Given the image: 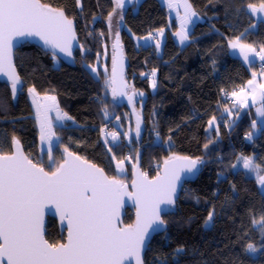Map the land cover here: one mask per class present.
<instances>
[{
  "label": "trees",
  "instance_id": "16d2710c",
  "mask_svg": "<svg viewBox=\"0 0 264 264\" xmlns=\"http://www.w3.org/2000/svg\"><path fill=\"white\" fill-rule=\"evenodd\" d=\"M189 1L203 21L193 26L190 41L183 46L169 31L162 54L155 43L138 45L134 35L169 29L166 7L160 0H142L126 12L118 47L121 53L116 51V57L122 62L124 80L129 85L124 91L137 93L129 102L127 96L119 95L117 100L111 89L105 91L103 81L110 74L99 67L103 60L109 69L112 67L114 52L107 16L114 7L113 0H82V7L76 0H41L53 8H63L69 18H74L85 52L76 51L75 62L67 65L29 42L16 50L24 89L15 98L8 83L0 79V147L10 154L15 137L29 159L51 170L47 154L40 156V131L28 95V89L34 87L40 95L55 96L59 108L72 117L71 122L54 126L57 144L52 151L57 164L62 163L67 148L110 176L128 182L137 154L141 168L152 177L172 154L200 158V174L186 183L176 207L164 215L166 231L152 239L145 264H157L158 260L165 264H264L262 234L252 225V215L258 219L264 214V195L255 176L236 159L239 155L251 156L264 173V129L249 139L252 108L224 98L225 92L231 94L245 86L252 72L260 74L257 61L248 66L229 47L236 36L254 46L264 44V20L253 26L256 19L247 9L249 3L259 4L260 0ZM137 7L138 12L134 10ZM152 79L157 85L154 90ZM104 106L107 117L101 111ZM227 106L234 111L233 120L224 112ZM133 110L140 121L139 137L135 135ZM213 116L219 123L218 132L208 125ZM127 121L133 126L130 142H104L101 132L108 122L112 126L107 129L115 130ZM129 156L131 160L126 159ZM116 159L127 160V175H117ZM209 212H213V221L207 226ZM125 213L124 224H132L134 209L128 208ZM46 227L51 243L64 242L65 234L56 218H49ZM249 243L256 247L255 253L245 251ZM180 247L183 251L178 253Z\"/></svg>",
  "mask_w": 264,
  "mask_h": 264
},
{
  "label": "snow or ice",
  "instance_id": "6c2138e0",
  "mask_svg": "<svg viewBox=\"0 0 264 264\" xmlns=\"http://www.w3.org/2000/svg\"><path fill=\"white\" fill-rule=\"evenodd\" d=\"M114 7L108 13L107 25L112 32L113 15L118 13V23L123 21L126 0H113ZM78 7H82L81 0H76ZM168 6H173L168 0ZM179 7V5H177ZM184 16L181 17L180 31L176 33L180 42L189 39L187 24L197 13L192 11L191 5L184 0ZM247 9L255 13H264V0L259 4L249 3ZM95 20L96 17L94 16ZM163 29L159 33L163 34ZM39 37L45 45H49L61 52L71 55V42L76 39L74 18H69L63 8H53L41 0H0V72H6L11 81V90L15 97L17 86L22 83L15 71L12 60V41L14 37ZM104 35L103 32L100 33ZM241 35H244L243 33ZM151 37H145L147 40ZM154 39V37H153ZM159 47L160 42H155ZM120 46L119 31L115 32L113 48ZM83 48V45H80ZM231 49H238L243 59L249 63L259 57L264 62V44L259 51L252 44L241 42V36L229 41ZM255 53V56H250ZM53 56L56 53L53 52ZM215 63V62H214ZM264 68V64H262ZM93 72L98 70L93 67ZM107 73V69H104ZM156 75L155 71L152 76ZM264 76V72L261 73ZM257 73L252 72V79L238 91H232L234 104L246 105L251 97L255 102L257 93L264 104V83L256 79ZM156 81H152V88H156ZM105 91L111 89L113 97L127 96L129 102L137 93L129 95V87L123 76L122 62L114 55L110 76L103 81ZM35 101L36 89H28ZM143 96V93L139 94ZM225 96L228 93H224ZM46 103L37 104L36 112L40 120L41 140L48 139L47 155L52 165L50 171L43 166L33 163L21 151L20 140L13 137L14 151L10 154L0 147V264H144L143 253L150 250L149 238L152 232L166 231L167 222L161 212L166 207L175 204L177 188L181 180V173L194 175L197 164L203 163L200 158L172 154L163 162V175L149 179L146 172H137L136 178L131 181L134 191H128V185L115 177L109 178L102 168L83 160L65 148L66 158L57 164L52 157V120L49 113L55 108L56 119L63 121L72 119L67 113L61 114L56 104L55 96H45ZM102 114L107 117L108 109L104 106ZM225 112L232 109L225 108ZM257 112L264 115V107L257 108ZM210 128L219 131V124L213 116L209 121ZM252 127L255 128V122ZM103 131V130H102ZM116 141L119 133H108ZM127 135V133L125 134ZM135 135L140 136V121L137 118ZM251 139L252 133L247 134ZM159 137V133H157ZM107 143V138H105ZM205 149L208 144L204 145ZM111 153V148H108ZM112 159L115 154L112 153ZM131 160L132 157H126ZM237 164L254 174L264 195V175L262 169L254 162L251 156H237ZM139 160V154H137ZM124 160L116 162V167L123 171ZM237 165H232L235 168ZM235 187V186H233ZM130 196L138 205L134 224L122 225L119 208L123 196ZM54 206L59 213L60 223L66 225L67 242L49 243L44 235L43 214L48 206ZM162 205L165 206L162 208ZM250 215H252L250 213ZM213 219V212H209L205 224ZM252 225L262 234L264 244V214L257 219L252 215ZM176 251L182 252L183 248ZM245 251L255 253L256 247L249 243ZM157 264H165L158 260Z\"/></svg>",
  "mask_w": 264,
  "mask_h": 264
},
{
  "label": "water",
  "instance_id": "95a60500",
  "mask_svg": "<svg viewBox=\"0 0 264 264\" xmlns=\"http://www.w3.org/2000/svg\"><path fill=\"white\" fill-rule=\"evenodd\" d=\"M42 3V2H41ZM74 27H75V35H76V39L72 40L71 42V55H68L67 52H61L59 49H54L52 48L51 46L49 45H45L44 42L39 38V37H36V36H22V37H14L13 38V41H12V60H13V64L15 66V71L16 73L20 76L19 74V70H18V67L16 66V56H15V52L17 49H19L23 44H25V42H29L31 44H34V45H38L40 46L44 51H49L51 53L55 52L56 53V56L59 57L65 64L69 65V64H73L75 62V52L76 51H81L82 53L85 52V48L83 46V48L80 47V45H83L82 43H80V40H79V34L77 32V29H76V25L74 24ZM116 51L119 52L118 50V47L116 48ZM121 53V52H119ZM21 78V76H20ZM0 79L3 80V81H6L9 85V88L11 89V81L10 79L8 78L6 72H0ZM21 81L22 83L20 85L17 86V91H16V94H15V98H17V96L19 95V92H21L24 88V81H23V78H21ZM133 116L135 118V121L137 122V118L138 116H136L134 110H133ZM52 141L54 142V145L57 144V141H55V139H52ZM21 144V151L23 152V154L25 156H27V153H25V150H24V147H23V144L20 142ZM14 151V145H13V150ZM74 153V152H72ZM76 156H79L77 155L76 153H74ZM182 156V155H181ZM28 157V156H27ZM80 157V156H79ZM184 157H187V156H184ZM66 158V154L64 156V159ZM82 158V157H81ZM29 159V157H28ZM63 159V160H64ZM83 159V158H82ZM191 159H194L191 157ZM31 160V159H30ZM62 160V162H63ZM87 162H90L92 163L91 161H88L86 159H83ZM195 160V159H194ZM33 161V160H32ZM33 163H36L33 161ZM39 164V163H38ZM94 164V163H92ZM96 165L97 167L99 168H102L100 167L99 165L97 164H94ZM42 166V165H41ZM160 173H158L157 175H163V163L160 167ZM103 169V168H102ZM197 171H195L194 175L192 174H188V173H181V180L178 184V188H177V198H176V201H175V204L172 205V206H168L165 208L164 211L161 212V216L162 218L164 219V215L166 214H169L172 212V210L176 207L177 205V202H178V198L179 196L181 195L182 193V190H183V187L186 185L187 182L189 181H192L193 178H196L197 175L200 174L201 172V169H202V166H201V163H198L197 164ZM46 170V169H45ZM104 170V169H103ZM47 171V170H46ZM144 172V169L141 168V158H140V155H139V160L137 161V163L135 164V166L133 167V172H132V178H131V181L133 179L136 178V173L137 172ZM104 173L109 177V178H112L113 176H110L107 171L104 170ZM156 175V176H157ZM156 176H150L148 175V178L149 179H154ZM116 178V177H115ZM118 180H120L119 178H116ZM122 181V180H121ZM131 181H128V182H124L125 184L128 185V191L129 192H132L134 191V189L132 188L131 186ZM165 206L162 205V208H164ZM128 208H133L134 209V212H135V219L133 221L132 224L135 223L136 221V212L138 210V205H137V202L131 198L130 196H123L122 198V205L121 207L119 208V214H120V218H121V221H122V225H126L124 224L123 220H124V217L126 215L125 213V210L128 209ZM49 218H56L57 219V222H58V226L60 227L61 229V233L62 235L65 234V240L64 242H61V243H66L67 242V228H66V225H62L60 223V219H59V213L55 210L54 206L52 205H48L45 209H44V214H43V223H44V235H45V239L48 240V238H46V232H47V222H48V219ZM162 231H158V232H152L151 233V236L149 238V244L151 246V242H152V239L158 235V234H161ZM49 241V240H48ZM49 243H51L49 241ZM148 251V249L145 250V252L143 253V259H144V264H145V254L146 252ZM131 264H135L134 260L131 261Z\"/></svg>",
  "mask_w": 264,
  "mask_h": 264
},
{
  "label": "rangeland",
  "instance_id": "374dc122",
  "mask_svg": "<svg viewBox=\"0 0 264 264\" xmlns=\"http://www.w3.org/2000/svg\"><path fill=\"white\" fill-rule=\"evenodd\" d=\"M141 1L142 0H139L138 4H140ZM81 4H82V0H81ZM137 6L139 7V5H137ZM138 7L137 8H134V10L136 12L139 11V8ZM119 11L120 10L118 9L117 10V14H114L113 15V19H112L111 41H112L113 44L115 43V32L116 31H119V34H120L121 33V29H122V25H123V23H125V19H123V21H119V23H118V13H119ZM251 14H253V13H251ZM253 15H254V17L256 19V23H254L253 26H257V22H259L261 19L264 20V13L262 15H261V13H255ZM124 17H125V14H124ZM170 19L172 21V17H170ZM160 29L161 28H156V33L158 35V38H155L154 40L151 39V38L145 40L144 38L145 37H148L147 35H143V36L138 35V34L134 35L135 40H137V44L138 45H140V44H145V45H149L150 44V45H152V44H154L158 40L160 42V44H159V47H157V49L162 54L163 53V46H164L165 41H166V36L164 34L161 35L159 33V30ZM163 30H166L167 31V28H164ZM172 30H174V28H172ZM113 52H114V55L117 56L116 48L115 49L113 48ZM106 57H107V55L105 56V58ZM99 67L102 68L103 71L106 68L107 69V73L106 74H111L112 67L109 69V65H108V63L105 60H103L101 62L99 61ZM104 73H105V71H104ZM95 74L96 75H99V74H97V72H95ZM153 80L154 79L151 80V83H152ZM115 99L118 100L119 99V95H117L115 97ZM49 103H51V102L49 101ZM243 107L252 108V110H253V116H254L253 122H255V128H252V131H251L252 132L251 139H252V138H255V136L259 135L261 133V131L264 129V115H261L260 113L257 112V108L264 107V104L261 103L260 96L257 93V99H256V101L253 102L252 99H251V97H249L248 103L245 106H243ZM225 108L232 109L229 106H227ZM225 113L228 114L231 119L233 118V115H234L233 109H232L231 112H225ZM37 120H39V117L38 116H37ZM216 123H218L217 118H216ZM39 126H40V120H39ZM118 127L120 129H115V130H108L107 128H105V126L103 127V129H102L103 131L101 132V137L104 140V142H105V138H107V142L108 143H109V140H111L113 143L118 142V141H122L123 139L127 140L128 142L131 141V139H132L131 136L133 134V126H131V122L130 121H127V123L125 124L124 127H122L120 124H118ZM210 129H212V128H210ZM111 132L119 133V136H118V138H117L116 141H113L112 138H111V136L108 135V133H111ZM126 133H127V135H125ZM122 134H124V137H122ZM48 143H49L48 139L43 140V147H42L43 151H47ZM51 143H52V149H53L54 142L52 141V139H51ZM52 157H53V151H52ZM122 160H124V159H122ZM115 161L117 162V161H119V159H116ZM126 164H127V160H124L123 171H120L116 167V170L118 171L117 172V175L119 177H123V176L127 175L128 170H127V165ZM251 175H254V174L251 173ZM260 175H263V174L260 173ZM212 221H210L207 224V226H210L212 224Z\"/></svg>",
  "mask_w": 264,
  "mask_h": 264
},
{
  "label": "crops",
  "instance_id": "0c3cea01",
  "mask_svg": "<svg viewBox=\"0 0 264 264\" xmlns=\"http://www.w3.org/2000/svg\"><path fill=\"white\" fill-rule=\"evenodd\" d=\"M139 0H126V3H125V7L123 9V13L126 14V12L128 11L129 7L132 5V4H135V3H138ZM160 3L162 6L166 7L167 9V12L169 14V17H172V21L170 19V26H169V29L164 30L163 31V34L166 36H168L169 34V31L172 33V35L174 36L175 39H177V41L180 43L181 46L183 45H186V43H188L190 41V38L188 40H186L185 42L181 43L180 42V39L179 37L176 35L177 32L180 31V21H181V17L184 16V8H183V3H184V0H172V3H173V6L171 8H169L168 6V0H160ZM187 3L191 5L190 1L187 0ZM177 5H179V7H177ZM191 9L192 11L195 12L193 6L191 5ZM197 13V12H196ZM263 13H261L262 15ZM200 21H203V17L197 13V16H193L191 18V22H189L187 24V29H188V36H189V33L192 31V29L194 28L193 26L196 25V23L200 22ZM124 26V23L122 25V27ZM174 28V30H172V28ZM157 34V33H156ZM147 36L149 37L150 35L147 34ZM151 38V37H150ZM157 38H158V35H157ZM152 39V38H151ZM242 42V41H241ZM244 43V42H243ZM150 45V44H149ZM254 46V45H253ZM256 47V46H254ZM230 52L234 55V56H237L239 58H242L243 59V55L239 52L238 49H231L230 48ZM250 56H255V53H250L249 54ZM243 61L246 63V65L249 66V63L246 62L244 59ZM257 61V57H255V60L252 62V63H255ZM251 63V65H252ZM264 72V71H263ZM256 79L259 83H264V76L261 75V73H257V76H256ZM28 95H29V99H31V104H32V109H34V116L37 120V112H36V106L37 104L43 106L45 105L46 103H49V101H45L44 97L45 95H40L39 93L36 92V96H35V101H34V98H33V94L29 93L28 91ZM50 96V95H49ZM247 103H248V100H247ZM246 103V104H247ZM56 104L58 106V109L60 111L61 114L65 113L61 108H59V104H58V100L56 98ZM239 106L243 107L245 106L244 104H239ZM49 116L51 117V120H52V128H51V131L52 133H54V126L57 125V124H62V123H67V122H71L72 119H65L63 121H60V120H57L56 119V109L54 108L50 113H49ZM38 121V128H39V131H40V134H39V141H40V156H44V154H47V151H43L42 147H43V141L41 140V129H40V126H39V120ZM55 135H52L51 136V139H54ZM54 146V145H53ZM48 157V155H47ZM264 175V173H261Z\"/></svg>",
  "mask_w": 264,
  "mask_h": 264
},
{
  "label": "built area",
  "instance_id": "2783aa9c",
  "mask_svg": "<svg viewBox=\"0 0 264 264\" xmlns=\"http://www.w3.org/2000/svg\"><path fill=\"white\" fill-rule=\"evenodd\" d=\"M150 34H151L152 39H153V37L154 38L157 37L156 33L153 32L152 30H150L149 35ZM259 48H260L259 46H256L257 51H259ZM262 64H264V62L260 61L259 57H257V67H258L260 73H262L264 71V68H262ZM224 98L227 101L234 102V97H231V94H228L227 96L224 95ZM111 126H112V123L108 122L106 128H111ZM159 173H160V171H159Z\"/></svg>",
  "mask_w": 264,
  "mask_h": 264
}]
</instances>
